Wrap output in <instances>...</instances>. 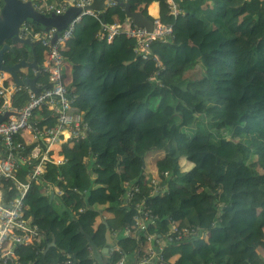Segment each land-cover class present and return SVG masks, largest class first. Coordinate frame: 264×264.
Segmentation results:
<instances>
[{
	"label": "trees",
	"instance_id": "obj_1",
	"mask_svg": "<svg viewBox=\"0 0 264 264\" xmlns=\"http://www.w3.org/2000/svg\"><path fill=\"white\" fill-rule=\"evenodd\" d=\"M106 1L92 0L104 17H83L62 48L72 65L67 88L91 131L85 141L62 144L69 160L62 175L48 165L44 179L64 193L59 204L31 186L29 215L45 239L37 248H18L23 264H55L61 251L77 264H95L89 246H105L104 222L116 232L132 219L121 207L126 183L139 186L142 198L154 168L169 173V182L168 194L151 200L157 223L149 233L163 237L178 224L208 234L169 246L163 264H264V0H182L179 16L163 3L161 21L173 27L174 38L151 45L160 67L136 55L135 40L97 38L104 20L115 25L127 18L125 8H106ZM156 1L163 0L127 3L148 17ZM153 4L149 12L157 17L160 4ZM39 46L40 66L47 52ZM27 75L30 69L20 74ZM152 76L162 86L149 83ZM37 81L48 85L46 76ZM27 102L24 91L13 103ZM36 115L43 130L55 124L45 107ZM199 122L209 127L189 136L185 130ZM149 158L155 162L147 168ZM63 207L73 213L60 214ZM120 246L129 251L135 242L120 238Z\"/></svg>",
	"mask_w": 264,
	"mask_h": 264
},
{
	"label": "built area",
	"instance_id": "obj_2",
	"mask_svg": "<svg viewBox=\"0 0 264 264\" xmlns=\"http://www.w3.org/2000/svg\"><path fill=\"white\" fill-rule=\"evenodd\" d=\"M32 1L33 8L45 16L62 15L71 7L79 8L81 12L67 25L54 44L52 40L56 35V29L46 33L35 31L29 23H24L20 27L21 38L41 43L46 48L47 57L43 65L39 66V70L32 69L34 76H46L48 80V85L37 81L39 96L27 86H18L10 75L7 78L0 76V116L10 114L0 122V264H23V257L18 248H37L43 242L45 233L29 215L30 207L26 202L28 192L32 185H36L46 195L53 191V197L59 199L63 196L64 193L58 186L44 179L48 165L68 163V160H64L60 155L61 145L84 141L91 131L83 113L75 107L76 96L67 88L65 66L68 59L63 55L62 48L68 45L83 17L87 15L97 17L101 13L88 10L92 0ZM180 1L158 2L160 8L157 17L148 12L153 20L151 32L126 18L122 24H103L97 38L108 43L122 36L135 40L136 55L143 61H153L160 67L161 62L157 56H153L151 45L155 41L167 43L169 39L174 38L173 27L161 21V7L164 3L172 15L179 16ZM116 5L114 0L105 2L106 8ZM0 75L6 76V73L2 72ZM148 82L162 86L157 76L150 77ZM24 91L27 92L28 102L23 106H15L14 99ZM41 107H45L55 116L56 121L45 130L41 129L35 123L36 118L34 119ZM22 167H26L24 176ZM168 175L169 173L155 170L150 176L151 179L147 178L150 179V189L142 198L139 186L126 183L127 192L121 198L123 201L121 207L129 214L132 213V219H127L120 230L116 232L110 230L116 242V245L108 249L107 257L111 258L110 264H163V254L169 246L187 240L207 238V232L188 226L181 227L178 224H172L163 237L149 233V228L157 223V217L153 215L151 209L153 208L151 200L158 195L168 194ZM4 192L8 194L6 201ZM72 210L70 212L73 213ZM120 238L134 241V249L124 251L120 246ZM89 250L92 255L91 245ZM55 264H77V259L70 252L61 251V260Z\"/></svg>",
	"mask_w": 264,
	"mask_h": 264
},
{
	"label": "water",
	"instance_id": "obj_3",
	"mask_svg": "<svg viewBox=\"0 0 264 264\" xmlns=\"http://www.w3.org/2000/svg\"><path fill=\"white\" fill-rule=\"evenodd\" d=\"M119 6L125 8L126 17L132 20L138 27L145 28L149 32L153 30V20L142 13H136L131 11V5L124 3L122 0H114ZM88 10L92 11L93 7L89 6ZM81 12L79 8L71 7L69 8L63 15H51L45 16L38 13L32 5V0H3V6L0 10V73L9 74L14 82L18 86H28L36 96H39L40 90L36 86L37 77L34 78H20V72L22 69H36L39 70V65L37 61L34 60L32 63L28 64V62L24 59L20 63H16L15 65H5L3 62L4 53L8 50L13 49V45L23 44L29 46L34 49V43L29 39H23L19 35L20 27L24 23L31 24L38 31L49 32L51 29H56V35L54 36L52 43L54 44L61 33L65 30L67 25ZM104 15L101 14L100 18H103ZM104 24L108 25L106 20H104ZM11 41L13 45H9L7 42ZM10 116L7 113L5 116H0V122L4 121L6 118ZM60 175L61 166L59 167ZM54 193H51V199L53 198ZM67 212V208L63 207L60 211V214ZM106 227V244L102 249V254H108V249L111 246L116 245V242H113L111 237V231L107 224ZM56 246L55 241H53L45 251ZM92 246V245H91ZM94 252H98L97 247L92 246Z\"/></svg>",
	"mask_w": 264,
	"mask_h": 264
},
{
	"label": "flooded vegetation",
	"instance_id": "obj_4",
	"mask_svg": "<svg viewBox=\"0 0 264 264\" xmlns=\"http://www.w3.org/2000/svg\"><path fill=\"white\" fill-rule=\"evenodd\" d=\"M2 6H3V0H0V10L2 9ZM7 43L11 46L13 45V43L11 41H8ZM22 46H24V47H22ZM0 49H1V47H0ZM40 50H41V47L39 46V43H34V49L33 50L31 47L23 45V44L13 45L12 50H8L4 53L3 62L5 65H15L16 63L18 64L22 60L25 59L28 62V64H30L34 60L37 61V57L40 54ZM12 59H17V61L11 62ZM8 61L11 64H7ZM24 70L25 69H22L20 74ZM8 76L9 75H6V77H8Z\"/></svg>",
	"mask_w": 264,
	"mask_h": 264
},
{
	"label": "rangeland",
	"instance_id": "obj_5",
	"mask_svg": "<svg viewBox=\"0 0 264 264\" xmlns=\"http://www.w3.org/2000/svg\"><path fill=\"white\" fill-rule=\"evenodd\" d=\"M197 39H198L197 37L194 38V40H197ZM22 47H24V46H22ZM66 64H67L68 68H69V66H71V64H70L69 62H67ZM191 67H192V66H191ZM22 73H24V75H26V74L28 73V70L25 69ZM189 73H190V72H188L186 75H188ZM6 75H7V74H6ZM8 75H9V74H8ZM0 76L3 77V78H7L5 75H0ZM155 105H156V101H155V100H152V101H151V106L154 107ZM206 127H209L208 124H207L206 122H203V123H202V122H199V123L196 125V127L188 128V129H186L185 131L188 133L189 136H192V135H194V134L196 133V131H198V130H200L199 133H202V129H203V128H206ZM212 142H216L214 136L212 137ZM161 155H162V154H161ZM161 155H160V157H161ZM160 157H159V158H160ZM154 162H155L154 159L149 158V159L147 160V168H149L150 165L153 166V163H154ZM194 190H195V192H198V191L200 190V188L197 187V186H195V187H194ZM72 215H74V214H72ZM72 215H71V216H72ZM262 251L264 252V248H263V247H262ZM93 259H94V263H95V264H110V262H111V258H109V257H107V256H102V255H100L99 253H95Z\"/></svg>",
	"mask_w": 264,
	"mask_h": 264
},
{
	"label": "crops",
	"instance_id": "obj_6",
	"mask_svg": "<svg viewBox=\"0 0 264 264\" xmlns=\"http://www.w3.org/2000/svg\"><path fill=\"white\" fill-rule=\"evenodd\" d=\"M124 3H126V4H128L127 3V0L125 1V0H122ZM158 2H160V1H156V2H154V4L156 3V4H158L159 5V3ZM153 4V3H152ZM152 4H150V6L152 5ZM154 4H153V6H154ZM150 6L148 7V9L150 8ZM159 8H160V6H159ZM148 12H149V10H148ZM150 15H149V13H148V17H149ZM68 61V60H67ZM67 63V62H66ZM65 70L67 71V79L69 80V82L71 83V71H72V65L71 66H69V68H68V66H67V64H66V66H65ZM31 74H32V76H30V75H27V76H20V78H34V75H33V73H32V71H31ZM20 75V74H19ZM14 81V80H13ZM36 86H37V81H36ZM28 87V86H27ZM29 88V87H28ZM30 89V88H29ZM31 90V89H30ZM32 91V90H31ZM33 92V91H32ZM34 93V92H33ZM60 152H61V149H60ZM160 157V156H159ZM51 193H53V191H50ZM49 196H50V200H52V201H56L57 202V204H59V201H58V199L57 198H55V197H53L52 199H51V194H49ZM72 209V207L71 208H67V212H69L70 210ZM105 224H107L106 222H104ZM111 233V232H110ZM111 237H112V234H111ZM112 239H113V242L115 243V239L112 237ZM104 248V246L101 248V249H99V248H97L98 249V252H94V251H92V255H93V257H94V254L95 253H99L100 255H102V256H106V255H104V254H102V249Z\"/></svg>",
	"mask_w": 264,
	"mask_h": 264
},
{
	"label": "clouds",
	"instance_id": "obj_7",
	"mask_svg": "<svg viewBox=\"0 0 264 264\" xmlns=\"http://www.w3.org/2000/svg\"><path fill=\"white\" fill-rule=\"evenodd\" d=\"M182 1V0H181ZM180 1V2H181ZM32 3H33V1H32ZM92 6V5H91ZM55 15V14H54ZM63 15V14H62ZM101 14H99V16H100ZM51 16V15H50ZM150 18V17H149ZM106 25V24H105ZM109 25V24H108ZM34 28V27H33ZM34 30H35V28H34ZM43 32H45V31H43ZM46 33H48V32H46ZM174 35V34H173ZM30 40V39H29ZM30 41H32V40H30ZM33 43H38V42H35V41H32ZM160 60V59H159ZM31 71H32V69H30ZM153 84V83H152ZM162 84V83H161ZM155 85V84H154ZM158 86H160L159 84H158ZM56 122V121H55ZM89 136V135H88ZM85 141V140H84ZM82 142V141H81ZM68 143H72V142H68ZM78 143H80V142H78ZM75 144V143H74ZM77 144V143H76ZM62 146V145H61ZM60 155H61V152H60ZM62 156V155H61ZM62 158L64 159V160H68V159H65L63 156H62ZM69 164V160H68V163H66V162H64L63 164H58L57 166H61V168L63 167V166H65V165H68ZM155 170H157V169H153L152 171H155ZM147 170H145V172H146ZM54 193V192H53ZM51 194V193H50ZM105 247V246H104ZM108 255V254H107ZM93 256V255H92Z\"/></svg>",
	"mask_w": 264,
	"mask_h": 264
},
{
	"label": "bare ground",
	"instance_id": "obj_8",
	"mask_svg": "<svg viewBox=\"0 0 264 264\" xmlns=\"http://www.w3.org/2000/svg\"><path fill=\"white\" fill-rule=\"evenodd\" d=\"M7 74V73H6ZM8 75V74H7Z\"/></svg>",
	"mask_w": 264,
	"mask_h": 264
}]
</instances>
